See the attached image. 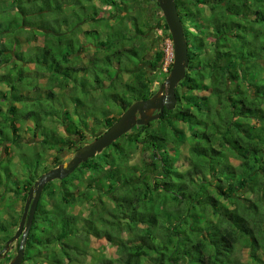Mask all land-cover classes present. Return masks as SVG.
I'll use <instances>...</instances> for the list:
<instances>
[{
    "label": "trees",
    "instance_id": "1",
    "mask_svg": "<svg viewBox=\"0 0 264 264\" xmlns=\"http://www.w3.org/2000/svg\"><path fill=\"white\" fill-rule=\"evenodd\" d=\"M138 1L0 0V153L9 149L8 142L19 143L20 121L34 123L29 130L47 149L62 152V148L85 146L119 120L106 118L101 108H94L99 94H104L110 109L122 114L133 103L155 95L148 66L156 72L165 53L161 50L147 61L143 53L149 16L139 10L134 16L121 12L131 3L139 6ZM175 2L190 60L186 78L176 90L177 106L165 110L160 120L135 127L67 179L45 186L44 193L56 196L57 202L49 209L43 194L39 199L22 264H65L66 260L73 264V254H86L84 248L67 243L78 235H86L88 243L91 236L112 244L118 239L117 247L128 253L123 264H146L145 260L163 264L169 257L175 258V264L182 260L233 264L239 241L248 245L250 262L260 264L264 255V0ZM163 22L161 26L170 32ZM171 69L172 65L169 73ZM121 75H127L129 82ZM41 80L47 82L48 93H41L37 85ZM56 87L63 93L57 94ZM26 89L30 94L24 93ZM59 95L68 104L61 103ZM48 110L60 114L64 134L37 117ZM91 121L95 125L89 129ZM180 124L188 126L190 145ZM87 131L93 136L85 135ZM178 146L191 147L193 158ZM134 148L140 151V166L126 164ZM18 158L30 173L20 190L26 202L30 189L48 170L39 173L42 155L22 152ZM101 161L110 166L104 178L113 206L106 207L97 220H78L69 207L86 201L93 190L98 196L104 193L91 185L85 192L77 191L69 179L80 181L79 172H97ZM10 163L6 158L2 162L0 186L13 175ZM5 184V195L20 196L12 188L17 182ZM169 188L177 190V196ZM16 204V198L8 197L6 210L0 213V254L16 234L10 227ZM254 209L258 215L249 220ZM19 246L20 242L18 250ZM7 254L1 262L9 264L14 257Z\"/></svg>",
    "mask_w": 264,
    "mask_h": 264
},
{
    "label": "rangeland",
    "instance_id": "2",
    "mask_svg": "<svg viewBox=\"0 0 264 264\" xmlns=\"http://www.w3.org/2000/svg\"><path fill=\"white\" fill-rule=\"evenodd\" d=\"M139 6L135 5L134 3L129 4L128 6L122 7L121 12H123L125 15L128 14L129 16H134L135 12H138L137 10H139V12H142L146 15L149 16V30L147 32V36L146 38V50L143 54H145V58L147 59V61H152L155 56V54L159 51H163L165 53V59H164V63L163 65L159 68H156V72H152L151 71V66H148V73L151 77L154 78L155 83L152 86L153 91H155L156 93L159 91L161 85H163L168 76H169V69L170 66L173 64V43H172V38H169V33L166 29H164L161 25H163V21L165 20L164 16L162 13H160L159 9L157 8V1L154 0H139L138 1ZM163 18V19H162ZM192 18V17H191ZM160 25V26H158ZM158 26V28H156ZM99 29H101V27L98 26ZM22 38V40H24L25 38L23 36H20ZM40 43V42H39ZM38 43V44H39ZM144 65V64H143ZM146 65V64H145ZM133 65H131L130 67H132ZM124 78V81L128 80V76L127 75H121V78ZM129 82V80L127 81ZM37 85H40L39 87H41L40 89H42L41 93H48V89L44 88L47 84V82L45 80H41ZM36 85V86H37ZM179 87H181V83L179 85ZM32 87H29V89ZM59 87L54 88V91L59 94V93H63V90H59ZM29 89H26V91L24 92L25 94H30ZM2 92H5V89L3 88ZM34 95L36 94V92H32ZM155 93V94H156ZM167 93V87H165L164 90V94ZM9 94V93H8ZM60 96V102L63 104H68V101H66L64 99V97L62 95ZM92 104H94V108H101L104 111V117L106 118H113V117H117L120 118L123 114L122 111H120L119 109H115L112 108L110 109L109 107V103L108 100L105 98L104 94H99V99H97V101H94ZM21 106V105H20ZM59 109V105H56ZM22 107V106H21ZM67 109H72L71 106L66 105ZM73 111V110H72ZM39 119H46L47 123L46 125L50 128V129H57L59 134H64L63 130V126L60 125V114L58 112H56L55 110H48L45 113H40L38 112V116ZM40 119V120H41ZM93 121H91L89 123V129H91L92 127H94V124L92 123ZM34 126V123L32 121H20L17 123V127L19 129V135L22 137L19 141V143H16V145H12L10 144V142H8V146L9 149L8 150H4L0 153V170H1V166H2V162L4 161V159H8L10 160V164L13 165V169H12V173L11 176H9V178L5 181V183L9 182V187L11 186L10 184H12V182H17L18 185H12V188L17 189L18 191H20L23 188L24 182L25 180L29 177L30 173L28 172V168L27 166H25L21 161H19V155L22 152L28 153V155H30V157H34V156H38V155H42V161H43V167L41 168L42 170L39 171V173H41L42 171H44L45 169H47L48 171L59 167L61 165H64L66 163H68L74 156L75 152L80 149L81 147H77L75 149H69L67 148H62V152H59L57 150H50L45 148V145H41L40 144V138H38L35 134H33L30 130L29 127ZM180 128H183V131L186 132V139H187V143L189 144L190 141V134L188 131V126L184 125V124H180L179 126ZM5 130L8 132V135L12 136V129L11 128H5ZM103 132H105L104 130H102ZM101 131V132H102ZM85 135H89V136H93V134H90V132L87 131V133ZM13 137V136H12ZM88 140H92V138H88ZM180 149V152L183 154H187L190 158H193V153H192V149L189 146L186 147H180L178 146ZM110 152V151H108ZM104 157V155H103ZM139 157H140V151L138 148H134V150H132V152H130V158L127 160L126 164L129 165H138L140 166V164H138L139 162ZM56 158L59 159L60 161V165L56 163ZM231 162L234 165H239L240 161L236 160V159H232L231 157ZM140 163V162H139ZM182 164V161H180L179 165ZM110 166L106 165L103 163V161L100 162V169L93 173L91 171H85V172H76V175H78L79 172V176L80 177V181L75 179V178H70L69 180H74L73 183L76 185V190L80 191V192H85L86 191V187L88 185H91L92 187H95L98 191L103 192L104 194L102 196H98L97 192L95 190L92 191V194H87V200L82 202L79 201L78 203H76L74 206L69 207V211L72 215H74L75 217H77L78 220H80L81 218H87V219H93V220H97L98 218V214H105L106 213V207L107 208H111L113 206V203L111 200H109V194L107 192V184L104 178V175L109 171ZM47 173V171L45 172ZM45 173H42L41 176ZM81 173V174H80ZM4 180H1V182ZM5 183H2V185L0 186V213H4L5 206H6V199L8 197H13L16 198L17 200V204L15 205L14 210L11 212V215L13 217L12 221H11V228H13V235L17 232L18 230V226L21 222V218L24 212V207L26 202L23 201V199H21L23 197V193L22 191L19 192L18 196L17 194H13V193H8L7 195H5L4 193L6 188ZM53 190V189H52ZM55 190V188H54ZM57 190V189H56ZM169 192L173 193L175 196H177V190H173L169 188ZM46 194V195H44ZM43 197L45 199V201H47L48 207L49 209L51 208V206H53L54 204H56V196H48V193H44L43 191ZM59 198V195L57 196ZM254 200L256 201V198H254ZM168 201L170 202V199H168ZM255 201H252L255 203ZM167 202L165 204V206L170 207V203ZM229 204V203H228ZM231 206V205H229ZM9 214V213H8ZM249 220L254 219L256 217V215H258V212L256 209H254L253 211L250 210L249 214ZM78 228V227H77ZM80 229V228H79ZM60 232L58 230L55 231V234L58 235ZM130 236V235H129ZM160 236V234L158 235ZM123 238H126L127 236H122ZM132 239L134 236H130ZM84 241L87 243V248H85V244ZM90 243H88V240L86 239V235H78L77 238H73V239H69L67 240V243L74 246L77 245L78 247H82L86 250V254H83L82 256H78L73 254V264H123V261H125L127 259V251H123V249L117 247L118 244V239L116 241H114L115 244L109 243L108 240L101 238V239H97L93 236L90 237ZM20 240L15 241L13 244H11V251H8L7 253L10 252V254L12 255V257H16L18 254V244H19ZM140 242V241H139ZM146 244H150V247L153 248L154 245L147 240ZM57 248H60V246H58ZM261 249V248H259ZM83 251V250H82ZM6 253V254H7ZM264 253V252H263ZM8 255V254H7ZM6 255V256H7ZM250 249L248 248V245H246L245 243H243L242 241H239L236 244L235 247V251L233 253V257L231 259H233L234 263L237 264H252V262H250ZM173 258V257H172ZM4 259V258H3ZM2 259V260H3ZM170 259V257L165 260L163 262V264H175V258H173V260L170 259V262L168 261ZM36 261H38L36 259ZM7 262H0V264H6ZM146 264H150L149 261L145 260ZM233 263V264H234ZM25 264H31V262H27ZM65 264H68V261H65ZM156 264H158L156 262ZM180 264H186V260H182L180 262ZM260 264H264V255L262 256V260L260 262Z\"/></svg>",
    "mask_w": 264,
    "mask_h": 264
},
{
    "label": "water",
    "instance_id": "3",
    "mask_svg": "<svg viewBox=\"0 0 264 264\" xmlns=\"http://www.w3.org/2000/svg\"><path fill=\"white\" fill-rule=\"evenodd\" d=\"M156 1L165 18L173 43V64L166 82L152 98L133 103L111 128L99 135L93 142L78 149L68 163L47 171L40 177L29 191L19 228L15 236L6 244L4 254H0V261L7 255L10 245L20 240L18 254L9 264L23 263L27 237L33 226L39 199L47 184L67 179L82 164L101 154L135 127L147 126L151 122L158 121L165 110L173 111L177 106L176 90L186 78L190 64L189 46L175 0ZM165 87H167L166 94H164Z\"/></svg>",
    "mask_w": 264,
    "mask_h": 264
},
{
    "label": "flooded vegetation",
    "instance_id": "4",
    "mask_svg": "<svg viewBox=\"0 0 264 264\" xmlns=\"http://www.w3.org/2000/svg\"><path fill=\"white\" fill-rule=\"evenodd\" d=\"M137 127H138V126H137ZM102 133H103V132H101L100 134H98V136L101 135ZM98 136H97V137H98ZM97 137H95V138H94L92 141H90L89 143L93 142ZM89 143H87V144H89ZM87 144H86V145H87ZM98 155H99V154H98ZM12 244H13V243H12ZM10 246H11V245H10ZM5 257H6V256H5ZM5 257H2V259L5 258ZM2 259H1V260H2ZM0 262H1V261H0Z\"/></svg>",
    "mask_w": 264,
    "mask_h": 264
}]
</instances>
